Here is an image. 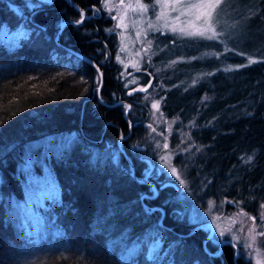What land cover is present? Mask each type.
I'll list each match as a JSON object with an SVG mask.
<instances>
[{
    "label": "trees",
    "instance_id": "1",
    "mask_svg": "<svg viewBox=\"0 0 264 264\" xmlns=\"http://www.w3.org/2000/svg\"><path fill=\"white\" fill-rule=\"evenodd\" d=\"M15 1L18 9L0 0V33H20L18 42L0 38V264H250L232 244L220 247L203 228L194 231L188 211L223 199L252 215L264 211V0H250L246 55L216 58L211 40L188 53H206L190 66L208 74L192 85L182 81L190 62L176 75L145 65L139 85H127L102 0ZM81 10L85 20L76 23ZM154 40L161 46L154 44L152 64L162 60L161 48H183L175 35ZM176 55L188 56H168ZM247 55L257 62L246 63ZM226 63L238 66L226 70ZM152 97L168 118L190 125L195 147L183 197L161 188V178L144 177ZM42 166L60 197L33 203L46 230L35 242L17 234L16 222L27 214L19 202L32 191L30 168L41 176Z\"/></svg>",
    "mask_w": 264,
    "mask_h": 264
},
{
    "label": "rangeland",
    "instance_id": "2",
    "mask_svg": "<svg viewBox=\"0 0 264 264\" xmlns=\"http://www.w3.org/2000/svg\"><path fill=\"white\" fill-rule=\"evenodd\" d=\"M23 1L31 4L30 0ZM15 2V0H8L10 6L18 9ZM140 2L149 6L147 11H141L137 7V0H123V4L121 0H110V2L102 0L101 3V9L106 15L112 17L115 22L113 31L119 39L116 60L121 67V77L125 79L127 85L138 84L137 74L141 72L145 65L149 64L154 68L155 73L159 74L161 73L160 69H166L171 70V73L176 75L181 73L180 64L190 62L189 66L182 68V72L185 73L182 81H187L184 85H192L205 77L208 74L207 71L205 72L202 69L196 70L190 65L195 60H199V57L203 58L206 53L203 51V53L200 52L197 55H189L188 53L191 50L201 49L200 42L208 39L182 36L179 31L181 28L188 30L199 28L204 23L203 16L200 19H196L195 11L186 15H180L178 11L172 10L171 5L164 9L160 5H156L153 8L152 5L155 4V0H151V2L140 0ZM193 2H196V0H193ZM252 11L253 6L250 0H223L214 9L212 23L218 35L216 39L211 41H216L220 48L219 53H214L216 58H220L218 56L222 55H246L245 53L248 51L243 43L248 38V30L245 29V25L251 17ZM161 12H164L165 15L157 19V15ZM99 13L100 15L102 14L98 10L95 12V15L98 16ZM187 21L191 23H186ZM150 24L152 27L149 26ZM64 25L62 26L61 23L60 30ZM173 27L177 29L175 34L171 31ZM157 33L175 35L177 41H183V43H179L183 44V48L176 44V47L173 46L169 50L161 48L157 54L162 60L152 64L150 60L156 52L154 44L161 46V42L156 43L154 40V35ZM19 37L20 33L15 31L11 33L6 28H2L0 33L1 40L5 41L13 40L18 42ZM149 41H151L150 45ZM175 54H186L188 56H168ZM245 57L246 63L249 62V58L256 59L248 55ZM237 66L234 63H226L223 65V68L230 69ZM156 102H159V110L152 107ZM150 105V116L144 127L147 133L146 143L142 147L149 148L150 155L148 157L150 158H148V162L150 160L155 167L151 177L155 175L157 178H161L162 184L166 181H174L179 186V197H183L190 190L187 161L191 158L193 148L195 147L188 135L190 125H178V120L168 118L163 112L161 98L152 97ZM74 138L75 134H71L66 139L67 144H70ZM176 158H179V160L177 161ZM150 162H145L146 173L152 170ZM173 168L176 169V175L172 173ZM42 171L44 173L41 176H37L34 170L30 168L32 176L29 180L30 185H32L30 187L32 191L25 195L24 200L19 202L20 208L27 214H20V220L16 222L17 234L19 236L20 234L22 236L25 235L26 237L33 235L35 242H38L37 239L46 233V230L41 228L36 219V214H33L37 213L32 208L33 203H44L47 198L56 200L60 197L59 189L53 176L47 172L44 166L41 167L40 172ZM177 176H179V179ZM144 177L146 178L145 175ZM167 188L175 189L173 186H167ZM229 205L232 206L230 207ZM188 219L195 224V227L204 224L202 228L209 233V236L214 230L213 243L221 244L225 239H229L239 248V253L244 256L248 263L264 264V235H261V233H264V211H260L257 215H252L241 207H238L233 201L223 199L217 200V202L208 201L198 205L193 204L188 211ZM253 228L255 229L254 242L249 236V232ZM222 230L224 231L223 237L220 236ZM248 244H251V247H247L246 245ZM155 249L156 247L150 250L148 258H155Z\"/></svg>",
    "mask_w": 264,
    "mask_h": 264
},
{
    "label": "snow or ice",
    "instance_id": "3",
    "mask_svg": "<svg viewBox=\"0 0 264 264\" xmlns=\"http://www.w3.org/2000/svg\"><path fill=\"white\" fill-rule=\"evenodd\" d=\"M110 2V0H108ZM223 0H196V2H193V0H155V4L152 5L153 8L156 7V5H160L162 9L167 8L169 5L172 6L173 11H178L180 15H186L189 13H193L195 11L196 13V19H200L201 16L204 18V23L199 28H196L195 30H188L185 28L179 29L182 36H187L190 38L195 37H202L204 39L208 40H214L216 39L218 33L216 32L215 27L212 23V13L214 9L219 6ZM121 3L123 4V0H121ZM131 7V5H129ZM137 7L141 9V11H147L148 5H145L140 2V0H137ZM165 15L164 12H161L157 15V19H160L161 16ZM84 19V13L83 10H81V19L78 20L76 23H82ZM179 19V17H177ZM186 23H191L190 21H187ZM152 27V25H149ZM159 30V29H156ZM171 31L175 34L177 32V29L173 27ZM151 44V41H149V45ZM257 61L249 58V64L256 63ZM247 65H241V67H244ZM230 70V69H226ZM142 91H147V88L141 89ZM153 108L159 110V102H156L152 105ZM151 127V125H149ZM167 147V145H165ZM172 173L176 175V169H172ZM179 179V176H177ZM183 183V181H181ZM255 219V218H253ZM261 235H264V233H261ZM220 236H224V231L222 230L220 232ZM250 238L255 241V229H251L249 232ZM247 247H251V244L246 245Z\"/></svg>",
    "mask_w": 264,
    "mask_h": 264
},
{
    "label": "water",
    "instance_id": "4",
    "mask_svg": "<svg viewBox=\"0 0 264 264\" xmlns=\"http://www.w3.org/2000/svg\"><path fill=\"white\" fill-rule=\"evenodd\" d=\"M69 3L70 4H72V1L71 0H69ZM84 13V19H83V21L85 20V12H83ZM69 21H67V22H63L62 23V26L65 24V23H68ZM78 55H80L79 53H77ZM86 62H89V63H94L89 57H87V56H83V55H80ZM101 84H103V78L101 77ZM128 110L129 109H127V111L125 112V114H127V112H128ZM120 147V150L122 151V153H123V155H124V157L127 159V161L129 162V164H130V166H131V169H132V171H133V175H135V166H134V163H133V160H132V158L130 157V155L127 153V151H125L124 149H123V147L120 145L119 146ZM149 162H150V160H149ZM151 163V162H150ZM154 165L151 163V171L150 172H148V173H146V178L147 179H149L151 176H152V174H153V171H154ZM152 184H153V186H154V188H155V190H156V192L158 191V187L154 184V182H151ZM167 186H173L176 190H178L179 189V186L174 182V181H166V182H164L162 185H161V188H165V187H167ZM202 226H204V224H200V225H198V226H196L195 227V229H194V231H197V230H199L200 228H202ZM214 229V228H213ZM213 233H214V230H213ZM213 233L208 237V238H210V237H212V235H213ZM224 243H230V244H232L234 247H235V249H236V254H235V256L236 257H238L239 256V248H237V246L231 241V240H229V239H225L221 244H220V246H222Z\"/></svg>",
    "mask_w": 264,
    "mask_h": 264
},
{
    "label": "flooded vegetation",
    "instance_id": "5",
    "mask_svg": "<svg viewBox=\"0 0 264 264\" xmlns=\"http://www.w3.org/2000/svg\"><path fill=\"white\" fill-rule=\"evenodd\" d=\"M147 163H149V162H147ZM143 173H144V175H146V167L143 169ZM220 247H222V246H220Z\"/></svg>",
    "mask_w": 264,
    "mask_h": 264
}]
</instances>
